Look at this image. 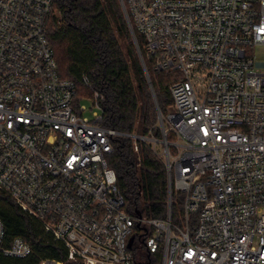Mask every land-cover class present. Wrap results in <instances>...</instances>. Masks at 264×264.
I'll list each match as a JSON object with an SVG mask.
<instances>
[{
	"label": "built area",
	"instance_id": "2783aa9c",
	"mask_svg": "<svg viewBox=\"0 0 264 264\" xmlns=\"http://www.w3.org/2000/svg\"><path fill=\"white\" fill-rule=\"evenodd\" d=\"M120 2L144 66L176 75L172 106L157 112L161 138L105 127L97 93L90 117L76 105L49 39L52 0H0V193L64 247L67 263L143 264L142 250L160 264H264V60L255 54L264 0ZM116 137L164 163L166 219L123 209L106 163ZM0 254H32L7 240L1 220Z\"/></svg>",
	"mask_w": 264,
	"mask_h": 264
},
{
	"label": "trees",
	"instance_id": "16d2710c",
	"mask_svg": "<svg viewBox=\"0 0 264 264\" xmlns=\"http://www.w3.org/2000/svg\"><path fill=\"white\" fill-rule=\"evenodd\" d=\"M52 3L49 39L60 76L76 83V105L89 102L97 93L105 127L124 134H152L160 139L156 104L163 115L168 112L172 106L169 87L176 75L155 72L145 60L155 104L119 0H52ZM135 36L144 53L142 37L136 31ZM106 163L116 174L126 212L153 220L167 218V172L150 146L139 144L135 153L131 140L116 137ZM172 198V222H177L181 198L174 191ZM0 220L7 240L21 238L32 249L26 258L0 254V264H39L44 260L71 264L67 263L64 247L2 193ZM137 254L143 264L159 263L160 254L148 257L142 250Z\"/></svg>",
	"mask_w": 264,
	"mask_h": 264
},
{
	"label": "water",
	"instance_id": "95a60500",
	"mask_svg": "<svg viewBox=\"0 0 264 264\" xmlns=\"http://www.w3.org/2000/svg\"><path fill=\"white\" fill-rule=\"evenodd\" d=\"M119 3H120V5H121V8H122L123 14H124L125 19H126V22H127V24H128V28H129V31H130V34H131V37H132L133 43H134V45H135V48H136V51H137V54H138V57H139L140 63H141V65H142V68H143V71H144L145 77H146V79H147V82H148V84H149V87H150V90H151V93H152L153 99H154L155 104H156V100H155V95H154V92H153V88H152V86H151V83H150V81H149V77H148V73H147V71H146V69H145V66H144V64H143L142 58H141V56H140V52H139V49H138V46H137V43H136L135 35H134V33H133V30H132V28H131V25H130L129 19H128V17H127V14H126V12H125V10H124V8H123V6H122L120 0H119ZM156 108H157V112L159 113L160 110H159V108L157 107V104H156ZM131 241H132V239L130 240V242H131Z\"/></svg>",
	"mask_w": 264,
	"mask_h": 264
},
{
	"label": "rangeland",
	"instance_id": "374dc122",
	"mask_svg": "<svg viewBox=\"0 0 264 264\" xmlns=\"http://www.w3.org/2000/svg\"><path fill=\"white\" fill-rule=\"evenodd\" d=\"M255 54L259 60H264V49H262V48L256 49ZM82 105L87 109L85 112V116L90 117V115H91L90 110L92 109L91 103L86 101V102H82ZM158 261H159V263H157V264H160L159 259H158Z\"/></svg>",
	"mask_w": 264,
	"mask_h": 264
}]
</instances>
